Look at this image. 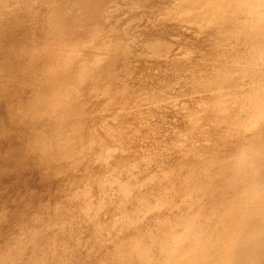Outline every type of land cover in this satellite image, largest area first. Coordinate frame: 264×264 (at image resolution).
I'll return each mask as SVG.
<instances>
[{
	"label": "rangeland",
	"instance_id": "374dc122",
	"mask_svg": "<svg viewBox=\"0 0 264 264\" xmlns=\"http://www.w3.org/2000/svg\"><path fill=\"white\" fill-rule=\"evenodd\" d=\"M15 1L16 3H14ZM49 1L47 2V0H35L36 4L33 3L32 7L29 8V5H31L30 3L34 2L33 0L31 1L30 0H0V5L2 4L0 6V8H2L0 9V24H2L0 25L1 27L0 36H2L3 39H5L2 40V38H0L1 41L0 66L1 64L3 66L0 67L1 68L0 69V75H1L0 76V89H1L0 148L1 147L6 148L13 144L14 139H10L11 138L10 135L14 136V133L17 131L16 128H18V131H20V133L24 135L23 138L26 139L24 140L22 138L24 143L29 141L28 143L31 144H33L31 133L36 128L40 129L45 126L44 129L45 128L47 129L45 130L46 132H49L48 129L50 128L52 130L50 131L51 133L54 131L53 133L55 134L56 132L58 136H56V134L55 136L57 138L61 137L59 136L60 133H61L60 135H62L63 133L66 134V136L62 135V139L60 138L62 141H60V139L56 140L53 134L52 135L53 137L49 139L48 144L47 142L43 143L44 144L43 147L42 144H40L39 146L37 144V147L34 146L30 148V150L27 153L26 151L21 153L17 152L18 154H21V156H19L16 152H15L16 154L8 152L6 153L7 155H5V153L2 152L3 153L2 155L0 151V156L1 155L4 156L0 158L1 160L0 168L2 169L1 170L2 172L0 171V264H24V263L44 264L46 258L48 260L50 259L51 256L54 257L50 259V261H46V264H94L93 263L94 257H98V256L102 257V261L100 260L98 264H107V263L127 264L130 262L132 258L144 257L146 256V253L154 255L157 254V252L159 251H163L165 254H168V256H170V258L168 257V260L175 255L170 260V263H168L169 262L168 260H166L168 262H166L165 260L164 261L161 260L163 263L165 262L164 264L173 263L174 262L172 261L173 259L177 261L178 259L180 260V258L184 259V257L181 256L186 257V255L189 257V258L188 257L185 258V260H187V263L185 260L184 262H181L183 260H180L179 262L175 261V263L173 264H180V263L198 264L199 263L198 257L202 259L201 257L203 255L205 256V254H209L208 252H211L212 250H213L211 254L212 256H210L209 261L211 260L210 262L214 261L215 263L217 262L219 263L220 259L217 258L218 256L217 257L214 256L215 252L219 251L220 249L223 250V248L225 246H228V244L230 245L232 241L233 243H238L239 241L241 242L242 239H244V237L248 233H251V231L246 230V229L249 230L248 227L246 228V223H247L246 219L242 218L239 214L237 215V212H234V210L232 211L235 213V216L232 219H227L229 218L228 215H224L223 217L218 219H213L211 216L201 215L203 202L201 199H198L199 197H197L196 199L190 198L186 200L184 203H182V199H183L182 196L187 193L184 192L185 185H190L193 190L197 189V187L194 185H203L201 182L198 181L199 175H190V173H188L187 171L189 169L197 170V172L202 173L201 174L202 178L203 176H207V174L205 175L206 168L220 165L224 167V172L230 171V169L233 166V163H235L234 160H236V159L233 160L232 158L237 156L242 151L244 152V150L247 148L245 143L246 140L241 139L237 143L234 144L232 143L229 145L227 144V140L231 139L233 141L232 137H234L236 133L231 131L229 133L226 132L225 134H217L216 131L218 130V128H215L212 122L210 121H209L210 123H207L206 119L200 116V112L193 114L188 113L189 109L200 110V107L197 106L198 105L200 106V104L203 101V98L201 97L199 92L198 94H196L197 93L196 91L187 92L190 85L188 86L186 79L190 76L189 75L190 71L192 72L202 68L205 69L206 67H209L207 69H212L215 71H226L224 69L230 68L232 69L233 72H236L233 73L230 78V79L233 78V81L235 79L237 85L234 84V90L236 91L251 86L253 81V76L260 71H262L261 74L263 75V79H264V65L259 63L257 60H255L256 62L252 61V63L248 62L251 65L250 66L247 62H243V61L227 62L221 60H214L215 61L214 62L211 60L210 62V59L205 58L206 55L204 56V54H201L200 56L197 55L196 57H192V56L189 57L188 55L187 57L185 56V52L188 51V48L186 47H190L189 45H185V44L186 43L192 44L194 42V39H189L188 37H185L186 35L192 33L194 37H196V39L200 42V44L202 42V45H206V40H208L207 42H209L212 38V35L214 36V33H212V35L211 33H209V35L208 33H206L203 34V36H201V32H199V30L202 28L201 26H204V24L207 23L208 18L214 17L215 19L216 18L222 19V17H224L219 14L220 8L218 7H221V5H217V2L215 3V0H161V1L160 0L157 1L156 0L153 1L152 0H104V1L98 0L100 4L98 3V1L96 2V0H89V2L88 0H73L74 2L73 1L71 2L69 0H64V2L63 0L62 1L57 0L56 3H55L56 0L55 1L49 0ZM65 1H67L68 3H65ZM140 1H142L143 3L142 2L138 3ZM154 1H156V4ZM216 1L222 2L223 0H216ZM106 2L108 4H106ZM96 3L101 8L97 6L98 11L93 16V19L96 15L99 14L100 15L97 16L98 17L97 19L95 17L96 20L94 21L98 22L101 19V21H99L101 24L103 23L107 25L110 24L109 27L111 26L108 29L105 27L106 25H104V27L103 25H101L102 28H104L103 31L105 30L103 33H102V28L100 31H97L98 30L97 25L99 26V22L98 24L97 23L92 24V22L94 21L92 19L87 18L88 16L90 18L91 13H94L95 10L97 9ZM101 3H103L104 5H102ZM92 4L93 5L95 4L94 7ZM105 4L107 5V7L105 6ZM260 4L261 7H264V2H261ZM6 5H8V7ZM88 6L90 8L92 7L93 9V10L91 9V13L89 10L90 8L88 9ZM215 6L217 9L214 8ZM157 7L159 8L157 9ZM161 7L163 9H161ZM238 8H239L238 6L237 8L236 7L233 8L234 12L233 11L228 12V16L232 21V24L234 22H238L236 23L237 25H235V23L233 24L235 26L234 30L236 31V35H238L240 38L244 40L245 44H247V47H250L255 42V38L252 37L254 35L250 31V29L247 30L246 28L247 31L245 30V27L243 26L245 25V23L243 22L244 20L243 18H245L246 14L242 12L241 7L239 11ZM88 10H89L88 16L83 15L84 13H86V11L88 12ZM200 10H203V12L202 11L200 12ZM78 13L80 14L81 18L83 16L86 17V18L83 17L82 19H86L87 21L90 20L91 25L92 26L94 25L96 27V32H94L95 30H92L94 33L98 32L100 34L97 33L98 35L94 37V34L92 32L90 36H93L94 38L93 37H91L92 39L88 38L90 37L88 36L89 33L88 30L90 28L95 29V27L94 26L91 27L90 25L89 28V25L87 24L88 22L86 23L85 22L86 20L84 21L81 20L80 17H78L79 16ZM210 13L212 14L210 15ZM198 14L201 15V17H199ZM203 14L206 15L204 16ZM133 15H135V17ZM194 16H196L195 19L193 18ZM65 17L67 19H65ZM77 17L79 18V22L81 20L87 24L88 27L85 24V28H88V30L86 29L85 31V28L84 29L82 28L84 23L80 22L82 23L80 24L79 22L78 23L76 22L78 21ZM70 18L76 23H74ZM224 18L226 19V17ZM224 18L222 20H225ZM39 19H42L43 21ZM26 21L28 23V26L31 23L29 26L30 28L25 27L27 26ZM70 21H72L73 24H71ZM241 21L243 25L241 23L239 24V22ZM45 22L47 23L50 22V24H47ZM171 23H173V25H178V30L177 32H173V31L167 32V34H169V37H167L165 41L168 44L172 42L173 44H175L181 40L182 42L185 43L184 46H180L182 47L181 49L185 48L187 49V51L184 49L183 51L184 53H182V50L180 52V48L179 49L177 48V50L172 52L174 54L172 53L164 54V55L162 54L164 58H160L162 57L160 53L153 54L150 51H149L150 53L146 51L145 47L147 44L144 42H146L147 39L146 36L143 35L148 33V30L149 31H154L156 29L160 30L161 28L163 27L165 28ZM23 24H25V26H23V29L25 27L26 32L24 31L25 29L23 30L21 27L18 28ZM68 24H70L71 26H68ZM112 24L114 25V27H112ZM46 25H48L47 28ZM63 25L66 27H63ZM73 25H75L74 28L78 26L80 29L79 28L76 29H78L79 31L82 28L83 33H85V35L89 40L86 39L85 35H84L85 37H83V34H81L80 32H77L76 34L78 35L75 34L76 36H74L73 35L74 32L70 31L72 34L71 35L68 30L72 28ZM31 26L33 27L31 28ZM59 26H62L63 28ZM10 27L11 29H14L12 30L13 33H11ZM5 28L7 29L5 30ZM35 28L37 31V32L35 31L36 35H33L34 37H31L32 36L31 34H34ZM59 28H62L61 29L62 32L57 31V29ZM64 28L66 29V32ZM17 29H22V30H17ZM15 30L18 32H16ZM30 30L32 33L30 32ZM51 30L52 31L54 30V33ZM49 31H51L52 33ZM194 31L196 32L194 33ZM235 31H232L233 37L236 36ZM40 32L41 34L43 33L44 36L42 34L41 37ZM180 32H182L183 34ZM198 32L200 35L198 34ZM10 33H11V37L8 36L10 35ZM65 33L70 34V35L67 34V36H69L68 41H66L67 43L65 42V38L67 39ZM79 33L81 34L80 37L82 36L81 38L83 39L78 37ZM46 34H49V36L48 35L46 36ZM56 34H58V38H62L61 40H59L61 45L59 42H58L59 44L56 43L57 42L56 40H58ZM61 34L62 35L65 34V37L63 36L60 37ZM141 35L142 37H140ZM7 36L10 38H8ZM37 36L40 37L38 38ZM51 36L53 38H50ZM75 37H77L79 41H76L77 39H75ZM33 38H35L34 42H32ZM36 38L39 41L38 40L36 41ZM69 38L75 41L74 42L72 41L73 42L72 43L70 42L71 40ZM141 38L143 39L139 41ZM22 39L24 40L22 41ZM51 39L54 40L51 41ZM144 39L145 41H143ZM202 39L204 40V43ZM28 40L32 42L33 45H31L30 42L28 43L27 42ZM48 40L50 42L49 43L50 45L48 44ZM24 41L27 42L28 44L27 43L25 44ZM53 41H54V45H53ZM62 41H64V43L67 46H64L63 44V48L60 47L62 46L63 43ZM119 41H121V44ZM135 41L137 44L135 43ZM137 41H139V44ZM68 42L71 45H69ZM75 42L76 44L79 42V47H77L78 46L77 44V46L74 48ZM124 42L126 45L124 44ZM117 43H119L120 45L117 46L116 45ZM15 44L17 45L19 44V46L16 45L14 47ZM51 44H52V48L54 49L53 52L56 51L53 54L56 55L57 53V55L56 56L54 55V57L51 54L52 53ZM80 44L82 45L81 47ZM122 45L127 47L123 48ZM130 45L134 46V48H132ZM6 46H9L10 49ZM25 46L28 49L25 48ZM29 46L30 47L33 46V47L29 49ZM68 46L71 49L67 48V50H65L66 47ZM104 46L106 50L103 49ZM108 46H110V48L115 47L114 50L116 51V53H118L117 57L116 54H114L115 52L113 51V49L110 48L107 49ZM12 47L16 48L18 51L17 50L15 51V49H13ZM128 47L130 51L129 49H127L128 51L124 52ZM173 47H175V45H173ZM120 48L122 49L120 51L118 50L120 52L119 54V52H117V49ZM48 49H50V51H47ZM57 50H61L59 51V53L62 51L63 52L59 54ZM101 50H105V51L102 52ZM109 50L113 52L111 57L110 55H108V53L109 54L112 53ZM248 50L250 51L253 49L248 48ZM25 51L26 53H24ZM36 51H38V53H36ZM66 51L67 53H65ZM71 51L72 52L75 51L73 53L75 54L78 53L79 56L75 54L73 55ZM141 51L143 52L144 55L142 54ZM177 51L178 54L181 53L182 55L179 56L178 54H176ZM20 52L21 55H18L20 56V58L18 56L15 57V55H17V53L19 54ZM98 52L99 54H97ZM104 52L107 54H105ZM121 52L123 53L122 55ZM63 53L69 55V56H65L66 59L71 58L69 60L67 59L68 61L74 60V62L71 61V63L75 65L73 66L74 68L76 67L79 68V69L77 68L78 69L76 71L77 73L80 72L79 70H82L81 72L83 73L80 72L79 74L80 75L84 74L82 75L83 78H81L79 74L78 77L81 79L85 78L83 81L88 80L87 82H85V84L88 85L89 83L88 86L90 87L86 86L81 79H80L81 81H79L80 85H77V87H75V85L78 83L79 80L78 79L76 81L77 83L73 81L78 78L76 77L77 73L74 71L75 69L71 66V63H69L68 61L66 62V59H63L64 56H61V55H65ZM102 53L104 55H102ZM46 54L47 55L49 54L48 57L50 56L51 59L47 58V56L45 57ZM58 54L60 56H58ZM90 54H94L95 56L96 55L97 56L95 57L92 55V57H88L91 56ZM151 54L159 57H155V56L152 57L153 55ZM72 55L77 58L74 59ZM80 55H82L81 56L82 58L88 57L87 59L90 62L86 63V59L84 61V58L81 61ZM260 55L262 54L260 53ZM51 56L55 59L57 58L55 60L56 62ZM139 56L141 58L144 56L143 59L147 57L146 58L147 61H144L143 59L141 60ZM148 56H151L154 60H157L158 58V60L157 61L151 60V57L148 58ZM59 57H61L60 60H65L61 62L62 64L61 66L64 65L63 68L60 67V63L57 62L59 61ZM97 57L99 60L102 58L103 62L102 60H100L101 62L97 60ZM104 57L106 58V60L104 59ZM136 57H139L140 60L139 59L137 60ZM15 58L16 61L19 60V62H16ZM43 58L44 61L47 62V64L44 61H41V59ZM89 58H92V60ZM135 58L137 61L135 60ZM46 59H49L50 61ZM94 59L96 60L94 61L96 65L94 64V62H92ZM175 59L178 63H176V61L175 62L173 61ZM178 60L183 62L181 63L183 64V66H185V68L187 67L184 70L185 72H182L181 70H177L174 72L173 69H171V66H169L171 64L182 65ZM13 61L15 62L16 66L14 65ZM36 61L41 63L44 62L45 63L44 65L48 66L46 67L47 71H50L51 69H56L55 65L58 64L57 66L62 69L63 73H61L62 71L58 72V70H60V68L58 67L56 72L59 74V76L61 73V75H63L64 77L63 76L59 77L58 75L56 76L57 73L56 72L54 73V70L53 72L50 71L52 73H50L49 76V74H47L49 72H46V69L42 68L44 65L40 67L41 65L39 64L41 63L36 64L37 63ZM140 61H143L144 63L142 64V62ZM20 62L21 63L24 62L22 64V67L24 65V69L21 67ZM78 62L80 63L79 65L82 66H76L78 65ZM82 62H85L86 64L84 65L86 66H84ZM137 62L138 63L140 62L139 64L140 67L138 66ZM185 62L187 65L184 64ZM90 63H92V65L94 64L95 67L94 70L95 73H97L96 74L97 77L95 76V73L92 70L93 68L92 66H90L91 65ZM133 63H134V67H133ZM35 64L38 65V67ZM130 64L132 66H130ZM230 64L233 65L231 66ZM26 65L28 66L30 65L31 67L29 66L30 68H28V66ZM87 65L92 69L88 68ZM14 66L15 69L17 70L18 69L20 70V67L22 68L21 70L24 71L26 70V68L30 72L31 70H33L34 74L38 73V71H39L38 74H40V72L43 71L42 73L44 75L42 76V73L40 74L43 80L37 78L38 76L41 77L40 75L36 74L37 75L36 78L35 75L33 74L31 75L34 76L35 80L37 79L42 80L43 83L47 82L48 84V82L50 83L53 82L52 87H54L55 83H57L56 86H59L57 81H59L60 83L59 79L61 77L62 79L64 78L65 80V81L62 80L63 82H65L64 84L67 83V85L70 86H68L69 88L66 89L62 82L60 83L63 84L61 88L55 86L54 88L56 89H54L55 91H53V93H56V91L59 92V90L62 89V91H60L62 95H60L61 93L59 92L58 95L56 96L57 93L53 95L51 94L52 91H50L51 93H49V90H51L50 86L41 83L43 84L42 85L43 88L40 87V89L42 88L44 91H46L45 93L42 91L43 92L42 96L43 94L44 96H46L47 94L48 95L51 94L52 96L55 97L53 98L50 95V97L54 99L56 104L53 101V99H51L52 102L48 101L50 99L48 98L49 97L48 95L46 97H42L45 101L48 99L46 103L43 99H40L41 92H38V90H40L39 86L41 84L37 85L39 81L37 80L36 82L38 83H36L34 78L29 75L30 73H28L29 71L27 72V70L25 72L23 71L22 75L26 77L28 74L27 76L28 78L24 77V79H22L23 77L21 78L22 75L20 71H19L20 73H18V71L14 69L16 71L15 74V72L12 70ZM50 66L52 67L50 68ZM65 67L67 68V70ZM115 67H117L116 70ZM9 68L14 72L15 74V76L13 74L14 77H16L17 73H18L17 76L21 75L20 77L16 78L18 80L19 78H21L19 81L13 80L14 78L12 76L13 72L11 73V70ZM242 68L244 70H242ZM248 68L250 70H248ZM36 69L39 70H37V72L35 73ZM83 69L84 71L87 69V71H85L87 74L91 73L92 76H95L93 80L92 76L90 77V75H87L89 76L88 78L91 79V81H93L91 83L93 84L95 80H96L95 82L100 81L99 84H102L103 89H101V85L99 87L98 84L96 85L94 84L93 86L90 85L91 83L89 82V79L86 77V74L83 71ZM88 69L90 72L88 71ZM119 69H121L120 70L121 72L119 71ZM123 69L124 71H122ZM131 69H133L132 71H135L132 72L134 74L131 73ZM137 69L139 70V72L136 71ZM108 70L112 71V73L110 72V75L109 74L107 75V72L109 73ZM8 71L11 74H9ZM65 72L67 74L68 73H75V74H68L71 75L70 77L66 75ZM118 72L119 73L124 72V73L120 74L119 76ZM207 72H209V70ZM53 73H54V77H53ZM98 73L99 74L101 73L100 74L101 76ZM128 73L134 77L130 76ZM112 74H114V76ZM115 74H117L118 76ZM8 75H11L12 77ZM98 75L100 79L98 78ZM51 76L57 81L55 82V80H53ZM112 76L116 77L114 78L115 81L113 80ZM123 76H125L126 78L125 77L122 78ZM140 76H142V80L139 79L141 78ZM8 77L10 79L12 78V80H9ZM49 77L52 82L47 81L49 80ZM117 77H119L120 79H117ZM138 79L139 81H141V83L138 81ZM21 80H23L24 82L23 81L20 82ZM28 80H33L36 84L33 83V81H30V83L37 85L38 90L35 89V85L30 84ZM112 80L114 81V83L118 80L116 82V85L118 86L113 84ZM13 81H14L13 84L14 88H17V86L20 87V89L19 87L17 88L16 92L14 88L10 89V86L13 87L12 84L11 85L8 84V83H12ZM135 81H138L139 85L141 86L138 85V82L136 84ZM81 82L84 84L82 88H84L85 86V88H89V89L82 91L83 89L81 90V86H82ZM126 82L127 84L128 82L129 84L133 82V84L128 86ZM22 83L23 84L26 83L27 87H29L32 91L31 90L29 91V88L26 89L25 88L26 84L23 85ZM28 84L34 86L33 87L34 90ZM202 84L203 82L201 81V85ZM257 85H258L257 94L259 98H261L264 102V80H261L260 84L258 83ZM47 86L48 88L50 87L49 90H45L48 89L46 88ZM78 87H80V90L82 92H86V93L88 92L87 95L85 93L81 94L80 93L81 91L78 89ZM117 87H121V88L118 89ZM125 87L127 89L126 93H125L126 91ZM6 88L9 89L10 91L6 90ZM24 88H25L24 94L22 93L24 95V98L22 97L23 100L25 99V96L28 94L27 101L31 100L32 102H34L37 99L44 101L45 105L42 102L44 107L40 106L41 101L38 102L37 100L36 102L33 103L36 106L39 105V109H37L35 106L34 108L36 110L32 109L35 112L37 111L38 114L35 113L30 114L29 108L31 109V106H33L31 101H29L31 104L26 101L27 105L23 101L25 103V105L23 106L21 103L22 101H19L22 100L21 94H19L21 92L19 90L23 91ZM122 88H124V91ZM13 89L14 91H11ZM63 89H66V91ZM69 89H71V91L68 92ZM74 90L79 94H75ZM26 91L27 93H25ZM63 91L65 93H63ZM10 92L11 94L12 92L16 93V95L18 94L17 96L20 95L18 99L17 96H15V94H12L11 96L14 99L16 97L17 100L16 99L13 100L12 98L11 99L15 102V104L16 101L20 102L21 104L19 103V105L21 106L15 104L13 105L8 104L10 103L9 101L11 97ZM30 92L31 93L34 92L37 94L40 93L38 95L40 97L39 98L35 97L37 96V94H33L31 96ZM70 92L72 93L74 92V94L71 95ZM90 93L91 95H89ZM210 93H211L210 91H206V93H204V90L201 91L202 95L205 94L204 95L205 98L209 97ZM67 94L69 96H67ZM63 95L66 97L61 98L60 96ZM28 96L32 97V99L29 98ZM231 96L235 101H240L242 99L241 94L239 92L231 94ZM34 98L35 100H33ZM58 98L59 99L61 98L62 105L61 103L59 104L58 101L60 100ZM12 100L11 102H13ZM28 103L30 106L28 105ZM46 104L47 107H45ZM78 104L81 105L82 109ZM6 105L11 107H14L15 105L14 112L16 114L12 110L11 113L13 112L16 116L15 115L13 116L9 112L11 108L8 109L9 108L8 106H7L8 108L6 109L4 108L5 112H3L4 109H1V106H6ZM25 107L29 112L26 110ZM76 107L80 110V112L82 110L85 111L81 113L79 112L81 115H84L85 117L84 116L82 117L79 113H76V111L78 112V109ZM188 107H192V108H188ZM66 108L67 109L70 108L73 110L74 117H76V114H79L77 115L78 117L81 116L82 118H84L85 123L82 118H79L83 123L80 131H82L84 135L86 134L85 136L87 139L84 138L85 136H83V134L79 131L78 128L81 126L80 124L82 123H79L80 120L78 121L77 119L75 121L77 124V125L75 124L76 126L75 129L77 128L78 130L76 129L74 131L73 130L74 128L70 129L72 127L69 128L68 126L64 128L68 130L60 129L61 131H59L58 126L60 125L58 124L61 122L60 124L62 125L63 120L66 121L67 123L69 121L73 124L75 123L72 122L74 118L72 116L71 110L69 109V112L72 117L68 115L69 112L68 111L66 112L67 110ZM24 109L29 114H26V112L24 114L25 111ZM63 109H65V111H62ZM240 109L248 110L249 112L248 117H250L249 121H252L251 125L249 126L259 127L260 129H256V130H260L257 133H260L261 139H264V104L261 103V106H259L257 104H253L252 102H245L244 100V104L241 105ZM91 111H93L92 114ZM1 112H3V115L1 114ZM63 112H66L64 114H67L66 116L64 115L66 117V118L64 117V119H63ZM10 114L12 116H9ZM33 114H35L36 116ZM86 114H87V119H86ZM22 115L27 116V118L25 117L26 119L25 121L24 118L22 120L23 117ZM67 117L68 119L72 118V120L69 121L65 120L67 119ZM21 123L23 124L20 125ZM56 124L58 125L57 127L55 126ZM211 125H212V129H211ZM54 127L59 132H57L54 129ZM213 127L214 129H217L216 131L214 130L215 134H211L213 132L210 131V129L213 130ZM70 131L71 134L75 132L74 135L76 136L74 135L72 136L76 137L77 139L75 140L76 141L79 140L80 144H78V141L75 142L74 138L73 139L71 138L72 139L71 141L70 137L72 136H70L69 135L70 133H68ZM208 131H210V133ZM66 132L69 135V139L67 137L68 135ZM210 135L212 136V138ZM215 135L219 136V139L220 141H222V143L214 144V142L216 141L215 140L216 137H214ZM80 136L83 137H81L80 139ZM261 139H259L258 145L263 144L260 141ZM66 140H69V143ZM82 141H84L85 144L84 142L82 143ZM45 143L47 145L51 144V146H49L48 148L47 145H45ZM37 148L39 149L38 151L36 150ZM253 149L254 147L247 148V150L252 153H253ZM31 150L32 151L35 150V151L33 153H30ZM51 150L53 151L56 150L55 152H57V153L55 152L53 153L55 154L53 156L54 158L51 156ZM12 154L16 156L10 157L9 155L12 156ZM11 164L13 166L12 169L10 168ZM16 164L17 166L15 167ZM7 166L9 168V169L7 168L8 171H6L5 169V167ZM3 170H5V172ZM13 170H15V172H12ZM10 173H12L13 175ZM27 180H31V181L27 182ZM84 184L86 187L84 186ZM213 189H214L213 186L210 187V190ZM175 217H182V219L184 220L187 219L189 220L192 219V220L186 221L188 222L186 225H177L176 227H174L173 229H181L180 232L176 234L174 233L164 236L163 239L164 240L170 239L169 242L163 246H157L161 244L160 241L157 240V237L159 235L155 234L152 231V229L160 222L171 221L172 219H175ZM256 218H259L258 213L252 214L248 220L254 221V219ZM238 225H240V227H238ZM242 232L243 233L248 232V233L243 237L241 235ZM52 234L55 235V238L53 237V239H52L53 236ZM49 235H52L50 236V238L54 241L53 242L54 244L49 243L51 241ZM196 235H198L199 237L197 240L195 239V237H197ZM221 235L222 237L226 235L227 237L224 236V238L226 239L227 238L230 239L231 237L232 238L230 239V242L225 239L224 241H226V243L223 244L224 238L220 240L222 238ZM189 236L191 237L195 236L193 238V240L195 239L194 242L192 241L191 237L189 240L186 241V243L187 242L190 243V245L188 243L186 244L187 246L189 245V247L183 245L179 247L176 252L175 250L177 248L175 250L173 249L174 252H172L171 254L168 253V251L169 252L173 251L172 250L173 244L174 241L177 240V238L179 237L185 238ZM200 239H201V243L204 244H199L200 242L198 240ZM191 242H193L194 246L196 244L197 245L199 244L202 248L201 247L198 248L195 246L196 247L195 249L194 246H192ZM145 243L147 244V246H149V249H146ZM210 243L212 244V246ZM50 244L55 245L53 246L54 249L51 248L54 250V252L55 251H59V252L57 253L55 252L56 256L54 252L51 253V256H49L50 254L48 253L49 255L46 254V258L44 257L45 260L40 258L39 261L38 260L39 257H35L36 256L35 253L39 251L37 249L43 248L47 250L48 248H50L49 246ZM205 244L207 246H204ZM215 244H217V246ZM35 245L38 248H36ZM191 246L194 248L193 250ZM184 247L185 250H182L181 248ZM51 249L48 250L51 251ZM187 249L189 251H186ZM200 249H202L203 251H201ZM43 251L47 252L45 250ZM193 251L197 252V253L195 252L196 255L195 253L194 254L192 253ZM183 252L184 254L185 253L188 254L180 255V253ZM189 253L192 254V256H190ZM200 253L203 255H201ZM178 255L180 256L179 258ZM193 255L195 258L193 257ZM29 261L34 263H31ZM189 261L191 263H189ZM159 262H151V263L160 264Z\"/></svg>",
	"mask_w": 264,
	"mask_h": 264
},
{
	"label": "bare ground",
	"instance_id": "6f19581e",
	"mask_svg": "<svg viewBox=\"0 0 264 264\" xmlns=\"http://www.w3.org/2000/svg\"><path fill=\"white\" fill-rule=\"evenodd\" d=\"M31 1V0H30ZM34 2H32V3H30L31 5H29V8H31L32 7V5H33V3H35V0H33ZM49 0H47V2H48ZM55 1V0H54ZM60 1V0H59ZM62 1V0H61ZM69 1H73V0H69ZM98 0H96V2H97ZM102 1H104V0H102ZM153 1V0H152ZM157 1V0H156ZM156 1H154L155 2V4H156ZM161 1V0H160ZM20 2V1H19ZM46 2V3H47ZM50 2V1H49ZM57 2V0L55 1V3ZM63 2H64V0H63ZM74 2V1H73ZM88 2H89V0H88ZM142 1H140V2H138V3H141ZM217 2V5H221V7H218V8H220L219 10H220V15H222V16H224V17H226V19L224 18V17H222V19L224 18L225 20H222L221 18H219V19H215L214 17H211V18H208V20H207V23L206 24H204V26H201L202 28L199 30V32H201V36H203V34H206V33H208V35H209V33H211V35H212V33H214V36L212 35V38H211V40L209 41V42H207L208 40H206V45H202V42H201V44H200V42L196 39V37H194V35L192 34V33H189L188 35H186L185 37H188L189 39H194V42L192 43V44H188V43H184V42H182L181 40L179 41V42H177V43H175V44H173V42L172 43H170V44H168L166 41H165V39L167 38V37H169V34H167V32H170V31H173V32H177V30H178V25H173V23H171L170 25H168V26H166L165 28L163 27V28H161L160 30L159 29H156V30H154V31H149L148 29V33H146V34H144L143 36H146V39H147V41L146 42H144V43H146L147 45H146V47H145V49H146V51H150V52H152L153 54L154 53H160V55L162 56V54L164 55V54H169V53H172L173 51H175V50H177V48L179 49L180 48V52H181V50H182V53H184L183 51H184V49H181L182 47H180V46H184V44L185 45H189L190 47H186V48H188V51H187V49H185L187 52H185V56L187 57V55L190 57V56H192V57H196L197 55H201V54H204V56L206 55V57L205 58H209L210 59V62H211V60L212 61H214V60H221V61H243V62H251L252 63V61H255V60H257L259 63H261V64H263L264 65V7H261V2H264V0H223L222 2L220 1H216L215 0V3ZM14 3H16V1L14 2ZM28 3V2H27ZM40 3V2H39ZM43 3V2H42ZM51 3V2H50ZM49 3V4H50ZM54 3V2H53ZM52 3V4H53ZM65 3H68L67 1H65ZM94 3V2H93ZM98 3L100 4V2L98 1ZM143 3V2H142ZM36 4V3H35ZM60 4V3H59ZM73 4V3H72ZM85 4V3H84ZM102 5H104L103 3H101ZM106 4H108L107 2H106ZM105 4V6L107 7V5ZM239 4V5H238ZM2 5V4H1ZM0 5V6H1ZM4 5V4H3ZM19 5V4H18ZM58 5V4H57ZM71 5V4H70ZM89 5V4H88ZM93 5V4H92ZM95 5V4H94ZM94 5H93V7H94ZM159 5V4H158ZM157 5V6H158ZM164 5V4H163ZM7 7H8V5H6ZM54 6H55V4H54ZM79 6V5H78ZM97 6L98 7H100L99 5H97V3H96V8H97ZM105 6H103V7H105ZM139 6V5H138ZM143 6V5H142ZM156 6V5H155ZM161 6V5H160ZM237 6L239 7L238 8V11H239V9H240V7H241V10H242V12L243 13H245L246 14V16H245V18H243L244 20H243V22L245 23V25H243L242 24V21L241 22H239V24L241 23L244 27H245V30H246V28H247V30H249L250 29V31L252 32V34L254 35V36H252V37H254L255 38V42L250 46V47H247V44H245V42H244V40L242 39V38H240L238 35H236V31L234 30V28H235V26L233 25L234 23H235V25H237L236 23H238V22H234L233 24H232V21L230 20V18H229V16H228V12H231V11H233V8H237ZM5 7V6H4ZM9 7H10V5H9ZM18 7V6H17ZM59 7V6H58ZM57 7V8H58ZM75 7H77V6H75ZM74 7V8H75ZM141 7V6H140ZM14 8V7H13ZM55 8V7H54ZM56 8V9H57ZM90 7L88 6V9H89ZM101 8V7H100ZM159 7H157V9H158ZM193 8V7H192ZM212 8V7H211ZM214 8H216V6L214 7ZM0 9H2V8H0ZM52 9V8H51ZM55 9V10H56ZM91 9H92V7L89 9L90 10V13H91ZM156 9V8H155ZM156 9V10H157ZM161 9H163L162 7H161ZM166 9V8H165ZM202 9V8H201ZM208 9V8H207ZM217 9V8H216ZM53 10V9H52ZM52 10H51V12H52ZM89 10H88V12L86 11V13H84L83 15H87L88 16V13H89ZM93 10V9H92ZM95 10V9H94ZM237 10V9H236ZM29 11V10H28ZM50 11V10H49ZM58 11V10H57ZM98 11V8L95 10V12L94 13H91V15H90V18H89V16L87 17L88 19H92L93 21L94 20H96L98 17L97 16H99L100 14V12L98 13L99 15H96L95 17H96V19H95V17H94V19H93V16L95 15V13ZM203 12V10H200V12ZM51 12H50V15H51ZM78 12V11H77ZM234 12V11H233ZM237 12V11H236ZM48 13V12H47ZM80 13V12H79ZM78 13V14H79ZM197 13V12H196ZM195 13V14H196ZM213 13V12H212ZM212 13H210V15L212 14ZM43 14V13H42ZM45 14V13H44ZM73 14V13H72ZM77 14V13H76ZM134 14V13H133ZM194 14V15H195ZM200 14V13H199ZM198 14V15H199ZM206 14H208V13H206ZM205 14V15H206ZM236 14V13H235ZM46 15H48V14H46ZM53 15H54V13H53ZM82 15V16H83ZM204 15V14H203ZM202 15V16H203ZM204 15V16H205ZM230 15V14H229ZM232 15H233V13H232ZM39 16V15H38ZM59 16V15H58ZM67 16V15H66ZM69 16V15H68ZM134 17H135V15H133ZM133 16H131V17H133ZM40 17H41V15H40ZM42 17H44V16H42ZM53 17V16H52ZM70 17V16H69ZM78 17H80V14H79V16ZM77 17V20L78 21H76L77 23L79 22V18ZM84 17V16H83ZM82 17V18H83ZM195 17L196 16H194L193 18L195 19ZM198 17V16H197ZM199 17H201V15H199ZM73 18V17H72ZM81 17H80V19L81 20H86V19H82ZM84 18H86V17H84ZM19 19V18H18ZM52 19H54V18H52ZM65 19H67L66 17H65ZM71 19V18H70ZM204 19V18H203ZM221 19V20H220ZM39 20H42V19H39ZM72 20V19H71ZM80 20V22H82V23H84L83 21H81ZM174 20V19H173ZM36 21V20H35ZM43 21V20H42ZM52 21V20H51ZM73 21V20H72ZM72 21H70L71 22V24H73L72 23ZM99 21H101V19L99 20ZM98 21V22H99ZM197 21V20H196ZM240 21V20H239ZM15 22H17V21H15ZM53 22V21H52ZM60 22V21H59ZM63 22V21H62ZM61 22V23H62ZM74 23H76L75 21H73ZM79 22V23H80ZM88 25H89V28H90V25H91V22H90V20H86L85 21ZM98 22L97 21H94V22H92V24H95V23H97L98 24ZM177 22V21H176ZM2 23V22H1ZM5 23V22H4ZM3 23V24H4ZM34 23V22H33ZM33 23H32V25H33ZM40 23V22H39ZM45 23H47V22H45ZM54 23V22H53ZM68 23V22H67ZM82 23H80V24H82ZM86 23H84V25H83V29L85 28V24ZM20 24V23H19ZM31 24V23H30ZM30 24H29V26H30ZM47 24H50V22L49 23H47ZM64 24V23H63ZM79 24V25H80ZM87 24H86V26H87ZM96 24V25H97ZM155 24V23H154ZM0 25H2V24H0ZM26 25L27 26H25V24H23V25H21V26H19L18 28H22L23 29V26H25L26 28L28 27V28H30L29 26H28V23H27V21H26ZM43 25V24H42ZM65 25V24H64ZM63 25V27H66V26H64ZM76 25H78V24H76ZM101 25H103V27H104V25H106L105 27L106 28H110L109 27V25H107V24H101L100 22H99V26L97 25V31H100L101 30V28H102V26ZM187 25V24H186ZM202 25V24H201ZM37 26H38V23H37ZM41 26V25H40ZM47 26L48 25H46V28H47ZM68 26H71L70 24H68ZM74 26L75 25H73L72 26V28H74ZM94 26V25H93ZM92 25H91V27H93ZM101 26V27H100ZM108 26V27H107ZM25 27H24V29H25ZM33 26H31V28H32ZM44 27V26H43ZM59 27H62V26H59ZM62 27V28H63ZM88 27V26H87ZM95 27V26H94ZM100 27V28H99ZM112 27H114V25L112 24ZM121 27V26H120ZM154 27H155V25H154ZM187 27V26H186ZM242 27V26H241ZM1 28V27H0ZM14 28V27H13ZM51 28V27H50ZM57 28V27H56ZM62 28H59L60 30L62 29ZM72 28H70L68 31L70 32H74V36H76V35H78V34H76L77 32H80L81 34H83V37H85L86 35H85V33H83V31H82V28H81V30L79 31L78 29H76V28H79L78 26H76V28H74V29H76V30H74V29H72ZM122 28V27H121ZM124 28V27H123ZM151 28V27H150ZM157 28V27H156ZM197 28H199V27H197ZM239 28V27H238ZM243 28V27H242ZM4 29V28H3ZM7 28H5V30H6ZM9 29V28H8ZM22 29H17V30H22ZM23 29V30H24ZM38 29V28H37ZM53 29V28H52ZM59 29H57V31L58 32H62V30L60 31ZM65 29V28H64ZM63 29V30H64ZM73 31H72V30ZM80 29V28H79ZM86 29L88 30V28H85V31H86ZM103 29L104 28H102V33L105 31H103ZM131 29V28H130ZM146 29V28H145ZM153 29V28H152ZM10 30H11V33H13L12 32V30H14V29H11V27H10ZM32 30V29H31ZM31 30H30V32H31ZM91 30V31H90ZM92 30H95L94 32H96V27H95V29H89L88 30V32L90 33H88V36H90L91 35V33L93 32ZM112 30V29H111ZM122 30V29H121ZM124 30V29H123ZM144 30V29H143ZM246 30V31H247ZM2 31V30H1ZM16 31V30H15ZM25 32H26V29L24 30ZM35 31H36V28L34 29V34H31L32 36L31 37H34L33 35H36L35 34ZM41 31V30H40ZM52 31V30H51ZM51 31H49V32H51ZM67 31V32H68ZM76 31V32H75ZM125 31H126V29H125ZM145 31V30H144ZM196 31H198V30H196ZM196 31H194V33L196 32ZM232 31H235V35L236 36H238V37H236V36H232ZM7 32V31H6ZM8 32H10V31H8ZM16 32H18V31H16ZM37 32V31H36ZM39 32V31H38ZM43 32V31H42ZM53 33H54V30L52 31ZM51 32V33H52ZM57 32V33H58ZM65 32H66V29H65ZM71 32H70V34H71ZM93 32V34H94V37L95 36H97L98 34H100V33H94ZM199 32H198V34H199ZM249 32V31H248ZM5 33V32H4ZM11 33H10V35H8V36H10L11 37ZM32 33V32H31ZM46 33H47V31H46ZM79 33V36L78 37H80V34ZM180 33H182V32H180ZM238 33V32H237ZM7 34H9V33H7ZM6 34V35H7ZM43 34V33H42ZM42 34H41V32H40V35H41V37H42ZM66 34V33H65ZM65 34H61V36L60 37H65ZM68 35H70L69 33H67ZM67 34H66V37H67V39L65 38V42L66 41H68V37L69 36H67ZM76 34V35H75ZM92 34V35H93ZM183 34V33H182ZM246 34V33H245ZM3 35V34H2ZM49 36V34H46V36ZM50 35H52V34H50ZM57 36V38H58V34H56ZM60 35V34H59ZM72 35V34H71ZM85 35V36H84ZM174 35V34H173ZM200 35V34H199ZM210 35V36H211ZM7 36V37H8ZM43 36H44V34H43ZM52 36H54V35H52ZM50 37V38H53V37ZM118 36V35H117ZM116 36V37H117ZM120 36V35H119ZM171 36V35H170ZM246 36V35H245ZM6 37V36H5ZM4 37V38H5ZM10 37H8V38H10ZM27 37V36H26ZM38 38L40 37V36H37ZM71 37V36H70ZM82 37V36H81ZM80 37V38H81ZM91 37H93V36H90V37H88V38H90V39H92ZM93 37V38H94ZM140 37H142V35L140 36ZM0 38H2V36H0ZM24 38H25V36H24ZM50 38H49V40H50ZM74 38V37H73ZM87 38V36H86V39H88ZM121 38V37H120ZM202 38V37H201ZM208 38V37H207ZM26 39H28V38H26ZM40 39H43V38H40ZM62 38H58V40H56L57 42L56 43H58L59 42V40H61ZM70 39V38H69ZM75 39H77V37H75ZM81 39H83V38H81ZM122 39V38H121ZM139 39V38H138ZM143 38H141L139 41H141ZM2 40H5V39H3L2 38ZM24 39H22V41H23ZM31 40H32V38H31ZM38 39L36 38V41H37ZM49 40H48V44L50 43L49 42ZM52 40H54V39H51V41ZM71 40V41H70ZM69 41L70 42H72L73 41V39H70ZM89 40V39H88ZM115 40V39H114ZM131 40V39H130ZM203 40V39H202ZM250 40V39H249ZM26 41V40H25ZM24 41V42H25ZM35 41V38H33V41L32 42H34ZM39 41V40H38ZM75 41V40H74ZM73 41V42H74ZM76 41H79L78 39L76 40ZM126 41V40H125ZM128 41V40H127ZM139 41H137L138 42V44H139ZM143 41H145V39L143 40ZM253 41V40H252ZM1 42V41H0ZM24 42H23V44H24ZM28 43L30 42L29 40L27 41ZM27 42H25V44L27 43ZM32 42H30L31 43V45H33V43ZM63 43H62V46H60V47H62L63 48V44H64V46H67L65 43H64V41H62ZM72 42V43H73ZM99 42V41H98ZM113 42V41H112ZM120 42V44H121V41H119ZM129 42V41H128ZM27 43V44H28ZM55 43V44H56ZM60 43V42H59ZM58 43V44H59ZM67 43V42H66ZM88 43V42H87ZM116 43V42H115ZM133 43H134V41H133ZM132 43V44H133ZM135 43H136V41H135ZM203 43H204V40H203ZM14 44V43H13ZM22 44V43H21ZM68 44H69V42H68ZM77 44H78V46H77ZM76 44V42H75V44H74V48L77 46V47H79V42ZM119 43H117L116 45L118 46V45H120ZM124 44H125V42H124ZM130 44V43H129ZM129 44H127V45H129ZM137 44V43H136ZM11 45H12V42H11ZM17 44H15L14 45V47L16 46ZM50 45V44H49ZM53 45H54V41H53ZM60 45H61V43H60ZM69 45H71V44H69ZM126 45V44H125ZM173 45H175V47H173ZM201 45V46H200ZM17 46H19V44L17 45ZM57 46V45H56ZM82 45L80 44V47H81ZM123 46V45H122ZM131 46V45H130ZM136 46V45H135ZM141 46V45H140ZM249 46V45H248ZM6 47H8L9 48V46H6ZM5 47V48H6ZM31 47H33V46H31ZM30 46H29V49L31 48ZM54 47V46H53ZM71 47V46H70ZM112 47V46H111ZM124 47H127V46H123V48ZM132 48H134V46H131ZM130 47V48H131ZM13 48V47H12ZM11 48V49H12ZM18 48V47H17ZM25 48H27L26 46H25ZM51 48H52V44H51ZM62 48H61V50H62ZM67 48H69V46L68 47H66V49L65 50H67ZM110 48V46H108V48L107 49H109ZM116 48H118V47H116ZM138 48V47H137ZM142 48V47H141ZM248 48L249 49H253V50H248ZM10 49V48H9ZM13 49H15V51L17 50L16 48H13ZM23 49H24V47H23ZM28 49V48H27ZM69 49H71V48H69ZM81 49H83V48H81ZM102 49V48H101ZM103 49H105V46H104V48ZM110 49H113V51L115 52L114 54H116V57H117V54L118 53H116V51L114 50L115 49V47L114 48H110ZM122 48H120V49H117V52H119L120 50H121ZM127 49H129V47L128 48H126V50L124 51V52H126V51H128ZM26 50V49H25ZM37 50H38V48H37ZM53 48H52V55H53V57H54V55L55 54H53L54 52H56V51H54L53 52ZM61 50H57L58 51V53H59V51H61ZM100 50V49H99ZM106 50V49H105ZM105 50H101L102 52L103 51H105ZM119 50V51H118ZM138 50V49H137ZM137 50H136V53H137ZM143 50V49H142ZM14 51V50H13ZM18 51V50H17ZM20 51V50H19ZM35 51V50H34ZM34 51H32V52H34ZM47 51H50V49H48ZM69 51V50H68ZM97 51V50H96ZM95 51V52H96ZM100 51V52H101ZM110 52H112L111 50H109ZM129 51H130V49H129ZM132 51V50H131ZM134 51V50H133ZM63 52V51H62ZM62 52H60V53H62ZM72 52V51H71ZM71 52H70V54H71ZM73 52H75V51H73ZM72 52V53H73ZM83 52V51H82ZM107 52V51H106ZM142 52V51H141ZM147 52V53H148ZM149 52V53H150ZM24 53H26V51L24 52ZM36 53H38V51H36ZM59 53V54H60ZM65 53H67V51L65 52ZM65 53H63V54H65ZM105 53V52H104ZM129 53V52H128ZM132 53V52H131ZM260 53L262 54V55H260ZM58 54V56H60ZM75 53H73V55H74ZM95 54V53H94ZM94 54H90L91 56H88V57H92V55L93 56H95ZM97 54H99V52L97 53ZM105 54H107V53H105ZM112 54H113V52L111 53V54H109L108 53V55H110V57L112 56ZM119 54H120V52H119ZM123 53L121 52V55H122ZM125 54V53H124ZM142 54H143V52H142ZM153 54H151V55H153ZM172 54H174V53H172ZM176 54H178V51L176 52ZM18 55H21V52L18 54L17 53V55H15V57L16 56H18ZM24 55V54H23ZM22 55V56H23ZM49 55V54H48ZM48 55L46 54L45 55V57L47 56V58H49V59H51L50 58V56L48 57ZM56 55H57V53H56ZM55 55V56H56ZM72 55V56H73ZM75 55H78V53H76ZM101 55V54H100ZM102 55H104L103 53H102ZM138 55V54H137ZM144 55V54H143ZM146 55V54H145ZM149 55V54H148ZM179 56H181L182 54L180 53V54H178ZM21 56V57H22ZM57 56V57H58ZM61 56H64V58L63 59H66L65 58V56H69V55H67V54H65V55H61ZM71 56V55H70ZM79 56V55H78ZM82 55H80V57H81ZM87 56V55H86ZM97 56V55H96ZM95 56V57H96ZM99 56V55H98ZM142 56V55H141ZM147 56V55H146ZM155 55H153L152 57H154ZM166 56V55H165ZM169 56V55H168ZM185 56H183V57H185ZM13 57H14V54H13ZM19 58H20V56H18ZM17 57V58H18ZM52 57V56H51ZM52 57V58H53ZM74 57V56H73ZM88 57H83L84 58V61H85V59H86V63L87 62H90L87 58ZM94 57V58H95ZM103 57V56H102ZM109 57V56H108ZM140 57V56H139ZM139 57H136L137 58V60L139 59L140 60V58ZM144 57V56H143ZM143 57L141 58V60L143 59ZM149 57H151V56H148V58ZM151 57V60H154L153 58ZM155 57H159V56H155ZM177 57V56H176ZM182 57V58H183ZM60 58L61 57H59V61H57V62H59L60 63V67H62L63 68V66H61L62 64H61V62L62 61H65V60H60ZM75 58H77V57H74V59ZM83 58L81 57V61L83 60ZM113 58V57H112ZM136 58H135V60H136ZM147 58V57H146ZM146 58L145 59H143L144 61H147L146 60ZM160 58H164L163 56L162 57H160ZM173 58H175V57H173ZM181 58V59H182ZM199 58V57H198ZM205 58H204V60H205ZM49 59H46V60H49ZM54 59V61L57 59H55V58H53ZM52 59V60H53ZM68 59V58H67ZM66 59V62L69 60V59H71V58H69L68 60ZM73 59V58H72ZM89 59H91L92 60V58H89ZM104 59L106 60V58L104 57ZM156 59V58H155ZM180 59V58H179ZM186 59V58H185ZM189 59V58H188ZM202 59V58H201ZM201 59H198V60H201ZM14 60V59H13ZM21 60V59H20ZM88 60V61H87ZM97 60H99L98 59V57H97ZM100 60H102V62H103V59L101 58ZM99 60V61H100ZM136 60V61H137ZM150 60V61H151ZM157 60H158V58H157ZM157 60H154V61H157ZM15 61H16V58H15ZM41 61H44V58L43 59H41ZM50 61V60H49ZM48 61V62H49ZM71 61L72 60H70V61H68L69 63H71ZM78 61V60H77ZM94 61H96L95 59L92 61V62H94ZM134 61V60H133ZM149 61V60H148ZM174 62L176 61V59L175 60H173ZM179 62H180V64H182L183 62L182 61H180V60H178ZM209 61V60H208ZM16 62H19V60L18 61H16ZM37 62V61H36ZM46 64H47V62L46 61H44ZM44 62H37L36 64H39V63H41V64H39V65H41L40 67H42L45 63ZM53 62V61H52ZM56 62V61H55ZM72 62H74V60L72 61ZM75 62H76V60H75ZM79 62H80V60H79ZM78 62V65H76V66H82V65H79L80 63ZM101 62V61H100ZM140 62H142V64L144 63L143 61H140ZM140 62L138 63V66H139V64H140ZM172 62V61H171ZM182 62V63H181ZM215 62V61H214ZM242 62V63H243ZM256 62V61H255ZM13 63H14V65H15V62L13 61ZM13 63H12V66H13ZM21 63V62H20ZM19 63V64H20ZM24 63V62H23ZM23 63H21L20 65H21V67H22V64ZM50 63V62H49ZM83 63V65L84 64H86L85 62H82ZM97 63V62H96ZM115 63V62H114ZM116 63H117V61H116ZM119 63V62H118ZM132 63V62H131ZM150 63V62H149ZM176 63H178L177 61H176ZM234 63V62H233ZM35 64V65H36ZM54 64H57V63H54ZM76 64H77V62H76ZM91 65L90 66H92V68H90L88 65H89V63H88V68H90V69H92L93 71H94V73H95V70H94V64H95V62H94V64L92 65V63H90ZM113 64V63H112ZM111 64V65H112ZM136 64V63H135ZM146 64V63H145ZM184 64H186V62L184 63ZM209 64H212V63H209ZM208 64V65H209ZM238 64V63H237ZM245 64V63H244ZM249 64V63H248ZM247 64V65H248ZM254 64V63H253ZM18 65V64H17ZM52 65V64H51ZM58 65V64H57ZM57 65H55V67H56V69H49L50 71H52L53 72V70H54V73L57 71ZM69 65V64H68ZM96 65V64H95ZM98 65V64H97ZM187 65V64H186ZM206 65V64H205ZM231 65V64H230ZM233 65V64H232ZM231 65V66H232ZM239 65V64H238ZM250 65V64H249ZM255 65H258V64H255ZM16 66V65H15ZM15 66H14V68L12 69L14 72H15V74H16V71L15 70H17V69H15ZM26 66H28V65H26ZM30 66V65H29ZM28 66V68H30ZM34 66V65H33ZM32 66V67H33ZM37 67H38V65H36ZM54 66V65H53ZM71 66L73 67V66H75V65H73L72 63H71ZM84 66H86V65H84ZM130 66H132L131 64H130ZM135 66H137V65H135ZM169 66H171V69H173V71L175 72V71H177V70H181L182 72H185L184 70L187 68H185V66H183V64L182 65H179V64H171V65H169ZM215 66V65H214ZM224 66V65H223ZM241 66V65H240ZM251 66V65H250ZM0 67H3L2 66V64H1V66ZM9 67V66H8ZM11 67V66H10ZM18 67V66H17ZM20 67V70L18 69L17 71H18V73H20L21 72V75H22V72L24 71V70H21L22 68L24 69V65H23V67L21 68ZM46 67H48V66H46V65H44L42 68H45L46 69V72H49V73H47V74H49V76H50V73H52V72H50V71H47V68ZM52 66H50V68H51ZM60 67H58V68H60ZM67 67V66H66ZM65 67V68H66ZM71 67V68H72ZM111 67V66H110ZM114 67V66H113ZM119 67H120V65H119ZM122 67V66H121ZM133 67H134V63H133ZM133 67H131V68H133ZM140 67V66H139ZM203 67V66H202ZM222 67V66H221ZM220 67V68H221ZM259 67V66H258ZM261 67V66H260ZM68 68V67H67ZM67 68H66V70H67ZM70 68V67H69ZM74 68V67H73ZM78 67H76V68H74L75 70V72L79 69H77ZM112 68V67H111ZM116 68L117 67H115V70H116ZM207 68H209V67H206L205 69H199V70H195V71H190V73H189V77L186 79L187 80V84H188V86L190 85V87L188 88V91L187 92H197L196 94H198V92L200 93V95H201V97L203 98V101H202V103L200 104V106L198 105L197 107H200V110H191V109H189V111H188V113H198V112H200V116H202L204 119H206V121H207V123H210V122H212V124L214 125V127L215 128H218V130L217 129H214V127H213V130H211L212 129V125H211V129H210V131H212L213 133H211V134H215L214 132L216 131V133L217 134H225L226 132H231V131H233L234 133H236L235 134V136L234 137H232V139H233V141L231 140V139H229V140H227V144H234V143H237L239 140H241V139H244V140H246L245 141V143H246V147L248 148V147H254V149H253V153L252 152H250V151H248L247 150V148L244 150V152L242 151L241 153H239L237 156H235V157H233L232 159L234 160V159H236V160H234L235 161V163H233V166H232V168L230 169V171H228V172H224V167L223 166H214V167H210V168H206L205 169V175L207 174V176H203V178H202V173H200V172H197V170H194V169H189L187 172L188 173H190V175H199V177H198V181L199 182H201L203 185H194V186H196L197 187V189L196 190H193L192 189V187L190 186V185H185V191L184 192H187L186 194H184L182 197H183V199H182V203H184L186 200H188V199H190V198H197V197H199L198 199H201L202 200V202H203V206H202V209H201V215L202 216H211L213 219H218V218H221V217H223L224 215H228L229 216V218H227V219H232L234 216H235V213L234 212H237V215L239 214L242 218H245L246 219V221H247V223H246V228L248 227L249 228V230L248 229H246L247 231H251V233H241V235L244 237V235H246L245 237H244V239H242V241L240 242H238V243H233V241L231 242V244L229 245L228 244V246H225L224 248H223V250L222 249H220L219 250V248H218V250L219 251H217V252H215V255L214 256H218L217 258L218 259H220L219 260V263L217 262V263H215L214 261L213 262H210L209 261V259H210V256H212L211 254H212V251L211 252H208L209 254H205V256L203 255V254H201V255H203L201 258L202 259H200V257H198V261H199V263L198 264H264V194H263V192H264V139H261V136H260V133H257V132H259L260 130H256V129H260L259 127H251V126H249V125H251V122L252 121H249V118L250 117H248V114H249V112H248V110H244V109H240V107H241V105H243L244 104V100H245V102H252L253 104H257V105H259V106H261V103H263L264 104V102H263V100L261 99V98H259V96H258V94H257V92H258V83L260 84V82H261V80H264L263 79V75L261 74L262 73V71H260V72H258L256 75H254L253 76V81H252V85L251 86H249L248 88H244V89H240V90H234V84H236V82H235V79H234V81H233V78L232 79H230L231 78V75L233 74V73H236V72H233L232 71V69H230V68H226V69H224V70H226V71H215V70H212V69H207ZM1 69V68H0ZM10 69V68H9ZM8 69V70H9ZM15 69V70H14ZM35 69V68H34ZM44 69V70H45ZM85 69V68H84ZM84 69H83V71H84ZM129 69V68H128ZM234 69V68H233ZM238 69V68H237ZM236 69V70H237ZM11 70V69H10ZM11 70V73L13 72ZM26 70H27V72L29 71L27 68H26ZM25 70V71H26ZM31 70V69H30ZM37 70H39V69H36V71H35V73L37 72ZM112 70H114V69H112ZM121 69H119V71H120ZM130 70V69H129ZM129 70H128V72H129ZM133 69H131V73L132 72H135V71H132ZM190 70V69H189ZM209 70V72H207ZM242 70H244L243 68H242ZM248 70H250L249 68H248ZM255 70V69H254ZM2 71V70H1ZM20 71V72H19ZM24 71V72H25ZM41 71V70H40ZM59 71H62V69L60 68V70H58V72ZM72 71V70H71ZM80 72L82 71V70H79ZM78 71V72H79ZM85 71H87V69L85 70ZM84 71V72H85ZM88 71H89V69H88ZM93 71H91V72H93ZM107 71V70H106ZM109 71V73L107 72V75L109 74L110 75V72L112 73V71H110V70H108ZM122 71H124V69L122 70ZM136 71H138L139 72V70L137 69ZM144 71V70H143ZM240 71V70H239ZM9 72V71H8ZM14 72L12 73V76H13V74H14ZM26 72V73H27ZM33 72V73H32ZM43 71H41L40 72V74L42 73ZM45 72V73H46ZM79 72V73H80ZM90 72V71H89ZM114 72V71H113ZM121 72V71H120ZM10 72H9V74H11ZM18 73H17V75H18ZM25 73V74H26ZM28 73H30L29 75L31 76V77H33L34 78V76L33 75H35V78L37 77V75H40V74H38L39 73V71H38V73H36V74H34V71L33 70H31V72L29 71ZM54 73H53V77H54ZM57 73V72H56ZM61 73H63V71L61 72ZM61 73H60V76H63V75H61ZM77 73V72H76ZM79 73H77L76 74V77H78V74ZM81 73H83V72H81ZM119 73V72H118ZM117 73V74H118ZM124 72H122V73H119V76H120V74H123ZM252 73V72H251ZM15 74H14V76H15ZM31 74H33V75H31ZM65 74L66 75H68V74H75V73H66L65 72ZM64 74V75H65ZM85 74H86V77L88 78L89 76H87V75H90V77L92 76L91 75V73H86L85 72ZM96 74L97 73H95V76H96ZM99 74V73H98ZM101 74V73H100ZM99 74V75H100ZM117 74H115V75H117ZM129 74V73H128ZM132 74H134V73H132ZM188 74V73H187ZM247 74V73H246ZM255 74V73H254ZM16 75V77H14L13 78V80H18V79H16L17 77H20V76H17ZM44 74L42 73V76H43ZM59 76V74L57 73L56 74V76ZM80 75V74H79ZM82 75H84V74H82ZM82 75H80L81 76V78H83L82 77ZM99 75H98V78L100 79V77H99ZM113 76H114V74H112ZM130 76H132L131 74H129ZM136 75V74H135ZM253 75V74H252ZM1 76V75H0ZM8 76H11V75H8ZM11 76V77H12ZM27 76H28V74H27ZM25 77V76H21V78L22 79H24V77L25 78H28V77ZM29 76V77H30ZM41 76V75H40ZM42 76L41 77H37V78H39V79H42L43 80V78H42ZM59 76V77H60ZM68 76H70L71 77V75H68ZM95 76H92L93 77V80H94V78H95ZM101 76V75H100ZM112 76V77H113ZM118 76V75H117ZM122 76V75H121ZM126 76V75H125ZM125 76H123L122 78H124ZM143 76V75H142ZM142 76H140L141 78H139L140 80H142ZM244 76V75H243ZM243 76H241V77H243ZM30 77V78H31ZM52 76H51V78H53ZM64 77V76H63ZM73 77V76H72ZM76 77H74V78H76ZM97 77V76H96ZM132 77H134V76H132ZM139 77V76H138ZM239 77V76H238ZM237 77V78H238ZM252 77V76H251ZM250 77V78H251ZM21 78H19V80L21 79ZM29 78V79H30ZM35 78H34V80H35ZM56 78V77H55ZM66 78V77H65ZM73 78V79H74ZM81 78H77V79H75V80H73L75 83H77L76 81L78 80V83L75 85V87H77V85H80L79 84V81H81L82 80V82L85 84V82H87L88 80H85V81H83L84 79H81ZM114 78H116V77H113V80H114ZM121 78V79H122ZM126 78V77H125ZM246 78V77H245ZM8 79L9 80H12V78L10 79L9 77H8ZM81 79V80H80ZM89 79V78H88ZM117 79H120L119 77H117ZM135 79V78H134ZM139 79H138V81H139ZM174 79V78H173ZM240 79V78H239ZM18 80V81H19ZM38 80V79H37ZM37 80H35V82L37 81ZM42 80H38L39 81V83L38 82H36V83H38L37 85H39V84H41V83H43L42 82ZM45 80V79H44ZM53 80H55L54 78H53ZM60 80V83L62 82L63 84L65 83V82H63L62 80H64V78L62 79V77L59 79ZM67 80V79H66ZM112 80V81H113ZM130 80H131V78H130ZM203 82V84L201 85V81ZM242 80V79H241ZM23 80H21L20 82H22ZM29 81V83H30V81H33V80H28ZM47 81H51V79H50V77H49V80H47ZM57 80H55V82H56ZM65 81V80H64ZM68 81V80H67ZM66 81V82H67ZM96 81V80H95ZM94 81V83L92 84L91 82H93V81H91V79H89V82L91 83L90 85H96V84H98L99 85V87H100V85H101V89H103L102 88V84H99V82H95ZM98 81V80H97ZM115 81V80H114ZM114 81H113V84H115L116 85V82L118 81H116L115 83H114ZM128 81V80H127ZM132 81H133V78H132ZM138 81H135L136 82V84H137V82ZM196 81H197V83H196ZM200 81V82H199ZM243 81H245V80H243ZM248 81V80H247ZM246 81V82H247ZM250 81V80H249ZM24 82V81H23ZM27 82V81H26ZM34 81H33V83H35ZM52 82V81H51ZM54 82V83H55ZM58 82V84H59V86H56V84L57 83H55V85H54V87L56 86V87H62V85L63 84H60L59 83V81H57ZM81 82V84H82V86H81V90L82 91H85V90H87V89H89V88H85V86H84V88H82L83 87V83ZM134 82V83H135ZM140 83H141V81H139ZM139 82H138V85H139ZM235 82V83H234ZM17 83V82H16ZM15 83V84H16ZM19 83V82H18ZM35 83V84H36ZM49 83L50 82H48V84H47V82H44L43 84L45 85H48V86H50L51 87V90H49L50 89V87L48 88V86L46 87V88H48V89H45V90H49V93H51L50 91H52V95L53 94H56V96L58 95V93L60 92V91H62V89H60L59 90V92H57L56 91V93H53V91H55L54 89H56V88H54V87H52L53 86V82L52 83H50V85H49ZM238 83V82H237ZM242 83V82H241ZM8 84H12V86H13V84H14V81L12 82V83H8ZM7 84V85H8ZM21 84V83H20ZM19 84V85H20ZM23 84V83H22ZM26 84V83H25ZM25 84H23V85H25ZM30 84H32V83H30ZM30 84H28L30 87H32V89H33V87L34 86H31ZM35 84H32V85H35ZM43 84H41L40 86H39V89H40V87H42L43 88ZM52 84V85H51ZM117 84H119V83H117ZM126 84H127V82H126ZM133 84V82H131L130 84H129V82H128V86L129 85H132ZM251 84V83H250ZM37 85H35V89H37L38 90V86ZM66 85H67V83L66 84H64V86H65V88L67 89V88H69L68 86H70V85H67V87H66ZM86 86H88L89 85V83H88V85L87 84H85ZM237 85V84H236ZM17 86V85H16ZM21 86V85H20ZM26 86V87H25ZM24 87L27 89V88H29V87H27V84L25 85ZM116 86H118V85H116ZM115 86V87H116ZM137 86V85H136ZM139 86H141V85H139ZM9 87V86H8ZM19 86H17V88H18ZM88 87H90V86H88ZM114 87V86H113ZM134 87H135V84H134ZM4 88V87H3ZM2 88V89H3ZM11 88H14V86L13 87H11L10 86V89ZM17 88H14L15 89V92L17 91ZM25 88L23 89V91H21L22 90V88H21V90H19L21 93H19V91H18V93L19 94H21V98L23 97L24 98V91H25ZM40 89V90H38V92H41V94L40 93H31L30 92V94H31V96L33 95V94H37V96H35V97H40V96H38L39 94L41 95V98L40 99H43L42 97H46L48 94V92L46 93L47 95L46 96H44V94H43V96H42V93L44 92H46V91H44L43 89ZM52 88H53V90H52ZM64 88V87H63ZM118 89H120L121 87H117ZM128 88V87H127ZM239 88V87H238ZM14 89L13 90H11V91H14ZM19 89H20V87H19ZM59 89V88H58ZM66 89H63V90H65L66 91ZM78 89L80 90V87H78ZM123 89V91H124V88H122ZM253 89H254V91H253ZM6 90H9V89H7L6 88ZM31 89L29 88V91H30ZM34 90V89H33ZM36 90V91H37ZM80 90V91H81ZM125 93L127 92V89H126V87H125ZM153 90H154V88H153ZM202 90H204V93H206V91H210L211 93H210V95H209V97H207V98H205L204 97V95H202L201 94V91ZM234 90V91H233ZM10 91V90H9ZM28 91V92H29ZM32 91V90H31ZM43 91V92H42ZM69 91H71V89H69L68 90V92ZM76 91H77V89H76ZM75 90H74V92H75V94H79L78 92H76ZM80 92L81 94L82 93H85L86 95H87V93L86 92ZM0 92H1V89H0ZM74 92L72 93V92H70V94L72 95V94H74ZM236 92H239L240 94H241V97H242V99L240 100V101H235L233 98H232V96H231V94H234V93H236ZM23 93V94H22ZM25 93H27V91L25 92ZM61 93V92H60ZM63 93H65L64 91H63ZM67 93V92H66ZM12 94H15V96H17L16 95V93H14V92H12ZM11 94V92H10V96L12 95ZM51 94H49L48 96V98H50L48 101H51V99H53V98H55L54 96H52ZM123 94V93H122ZM130 94V93H129ZM23 95V96H22ZM28 95V94H27ZM27 95L25 96V99L23 100V98H22V100H19V101H22L21 103H22V106L23 105H25V103H26V105H27V102H29V101H31V100H28L27 101ZM50 95L53 97V98H51L50 97ZM60 95H62V93L60 94ZM84 95V94H83ZM85 95V96H86ZM89 95H91V93L89 94ZM9 96V97H10ZM14 96V95H13ZM33 96V97H34ZM67 96H69L68 94H67ZM124 96H125V94H124ZM18 97H20V95L19 96H17V98ZM29 98H31L32 99V97H30V96H28ZM61 98L63 97V98H65L66 96H60ZM128 97V96H127ZM1 98V97H0ZM15 100L16 99V97H15V99L11 96L10 97V103H8V104H15V102L12 100ZM20 98V99H21ZM28 98V99H29ZM61 98L59 99L60 101H61ZM133 98V97H132ZM135 98V97H134ZM246 98V99H245ZM19 99V98H18ZM57 99V98H56ZM55 99V100H56ZM126 99V98H125ZM147 99V98H146ZM11 100L13 101V102H11ZM17 100V99H16ZM33 100H35V98L33 99ZM38 100V102L39 101H41V107H44V105H45V103H44V101L43 100H39V99H37ZM37 100H35L34 102H36ZM47 100L45 101L46 103H47ZM127 100V99H126ZM8 101V102H9ZM25 103H24V102ZM27 101V102H26ZM53 101H54V99H53ZM58 101V100H57ZM60 101H58L59 102V104L61 103V105H62V101L60 102ZM64 101H66V100H64ZM137 101V100H136ZM34 102H32L31 101V103H32V105L33 106H31V109L29 108V110H30V114L31 113H35V114H38V112L36 111H33L32 109H34V110H36L35 108H34V106L37 108V109H39V105L38 106H36V105H34L33 103ZM44 103V105H43V103ZM52 102V101H51ZM55 102V101H54ZM57 102V103H58ZM81 102V101H80ZM19 103L20 102H18V101H16V104L15 105H19ZM20 103V104H21ZM24 103V104H23ZM30 103V102H29ZM29 103H28V105H29ZM30 103V104H31ZM49 103V102H48ZM131 103V102H130ZM139 103V102H138ZM204 103V104H203ZM36 104V103H35ZM40 104V103H39ZM55 104H56V102H55ZM54 104V105H55ZM133 104H134V102H133ZM15 105H14V107H15ZM43 105V106H42ZM79 105V104H78ZM8 105H6V106H1V109H6V108H8V109H10V111L9 110H7V111H9L10 113H11V110L14 112V107H11V106H8ZM19 106H21V105H19ZM30 106V105H29ZM80 106V108H81V105H79ZM78 106V107H79ZM95 106V105H94ZM3 107V108H2ZM18 107V106H17ZM26 107H28V106H26ZM25 107V108H26ZM45 107H47V104H46V106ZM59 107V106H58ZM13 108V109H12ZM62 108V107H61ZM60 108V109H61ZM77 108V107H76ZM188 108H192V107H188ZM5 109L3 110V112H5ZM49 109V108H48ZM67 109V108H66ZM69 109L70 108H68L67 110H66V112L68 111L69 112ZM78 109V108H77ZM76 109V110H77ZM82 109V108H81ZM90 109V108H89ZM127 109H128V107H127ZM25 110V109H24ZM26 110H27V108H26ZM24 111V114H25V112H26V114H29V113H27V111ZM41 110V109H40ZM39 110V111H40ZM42 110H43V108H42ZM71 110V113H72V116H73V120H72V118L70 119H68V117H67V119H65V120H72V122H75L76 121V119L79 121V123H82V121H81V119H79V118H82L84 115H81L80 113L81 112H85V111H81L80 112V110L78 109V112L76 111V113H79L81 116H77V115H79V114H76V117H74V113H73V110L72 109H70ZM93 110V109H92ZM2 111V110H1ZM44 111H45V109H44ZM43 111V112H44ZM62 111H65V109H63ZM62 111H59V112H62ZM75 111V110H74ZM3 112H1V114L3 115ZM11 113L13 116L16 114L15 112V114L14 113ZM29 112V111H28ZM66 112H63V119H64V117L67 115V114H64V113H66ZM92 112L93 111H91V114H92ZM98 112V111H97ZM7 113V112H6ZM9 115V116H12V115ZM35 114H33V115H35ZM60 114H62V113H60ZM83 114V113H82ZM5 115V114H4ZM65 115V116H64ZM68 115H70V112L68 113ZM16 116V115H15ZM23 117H22V120H23V118H24V121L26 120L25 119V117L27 118V116H24V115H22ZM36 116V115H35ZM71 115H70V117H72ZM61 117V116H60ZM85 117V116H84ZM66 118V117H65ZM83 119V121H84V123H85V120H84V118H82ZM86 119H87V114H86ZM201 119V118H200ZM199 119V120H200ZM28 120V119H27ZM89 120V119H88ZM87 120V121H88ZM86 121V122H87ZM120 121V120H119ZM204 121V120H203ZM210 121V122H209ZM64 122V123H63ZM66 121H62V125L59 123L58 125H60V126H58L57 124L55 125L56 127L58 126V129H59V131H61L60 129H64V128H66V127H68L69 126V128L70 127H72V128H70V129H73L74 131L77 129H75V124H76V122L73 124V123H71L70 121L67 123H65ZM202 122V121H201ZM71 123V124H70ZM78 123V122H77ZM78 123V124H79ZM206 123V122H205ZM23 123H21L20 125H22ZM88 124V123H87ZM29 125V124H28ZM77 125V124H76ZM81 126L78 128L79 129V131H80V129H81V127H82V125H83V123L82 124H80ZM86 125V124H85ZM84 125V126H85ZM90 126V125H89ZM88 126V127H89ZM111 126V125H110ZM45 127V126H44ZM44 127H42V128H40V129H35L34 131H32V133H31V135H32V140H33V144H31V143H28V142H26V143H24V141L22 140V138H23V134H21L20 133V131H18V128H16L17 129V131L14 133V136L13 135H10V139H14V142H13V144L12 145H10V146H8V147H6V148H0V151H1V153L3 152V153H5V155H7L6 153H17V152H25L26 151V153L30 150V148H32V147H34V146H36L37 147V144H38V146L40 145V144H42V147H43V143L44 142H47V144H48V141H49V139H51L53 136L56 138V140H58V139H62V135H64V136H66V134L65 133H63L62 135H60L59 133V136H61V137H59V138H57L56 136H58L57 134H56V132H55V134H56V136H55V134L52 132H50V131H52L50 128L48 129L49 130V132H46L45 130H47L46 128L44 129ZM60 127V128H59ZM87 127V128H88ZM210 127V126H209ZM119 128V127H118ZM54 129L57 131V129L54 127ZM77 129V130H78ZM83 129V128H82ZM92 129H93V127H92ZM221 129H222V131H221ZM64 130H68V129H64ZM73 130H71V131H73ZM86 130H88V129H86ZM215 130V131H214ZM256 130V131H255ZM59 131H57V132H59ZM63 131V130H62ZM71 131L70 132H68V133H70L69 135L70 136H72V135H74L75 134V132H73V134H71ZM84 131H85V129H84ZM103 131V130H102ZM210 131H208L209 133H210ZM254 131V132H253ZM81 133H82V131H80ZM88 132V131H87ZM207 132V133H208ZM67 133V132H66ZM68 133H67V135H68ZM79 133V132H78ZM80 133V134H81ZM107 133V132H106ZM54 134V135H53ZM77 134V133H76ZM83 134V136H85L84 135V133H82ZM81 134V135H82ZM88 134V133H87ZM108 134V133H107ZM196 134V133H195ZM53 135V136H52ZM69 135L67 136L68 137V139H69ZM79 135V134H78ZM91 135V134H90ZM93 135V134H92ZM103 135V134H102ZM22 136V137H21ZM63 136V137H64ZM74 136H76V135H74ZM83 136H80V139H81V137H83ZM211 136V135H210ZM91 137V136H90ZM96 137V136H95ZM214 137H216L215 138V140L217 141H215L214 142V144H219V143H222V141H220V139H219V136L218 135H215ZM55 138H53V139H55ZM73 139L74 138V140L75 139H77L76 137H70V139ZM84 138H86V136L84 137ZM84 138H83V140H84ZM211 138H212V136H211ZM24 139V138H23ZM60 139V141H62ZM63 139H66V138H63ZM72 139H71V141H72ZM87 139V138H86ZM113 139V138H112ZM259 139H261L260 141H261V143H263L262 145H258V141H259ZM24 140H26V139H24ZM65 141V140H64ZM68 143H69V140H66ZM78 141V144H80L79 143V140H77ZM76 140H75V142H77ZM85 141H87V140H85ZM84 141H82V143H83ZM51 143H52V141H51ZM72 143V142H71ZM70 143V144H71ZM74 143V142H73ZM91 143V142H90ZM36 144V145H35ZM46 143H45V145H47ZM84 144H85V142H84ZM83 144V145H84ZM74 145V144H73ZM49 146H51V144L50 145H47V147L49 148ZM80 146H82V145H80ZM42 147H41V149H42ZM45 147V146H44ZM54 147H55V145H54ZM48 148H46V149H48ZM40 149V150H41ZM57 149V148H56ZM37 151L39 150L38 148L36 149ZM35 150H31L30 151V153H33ZM49 151V150H48ZM47 151V152H48ZM56 150H51V156L53 157L55 154H53L54 152H55ZM58 151V150H57ZM3 153H2V155H3ZM15 153V154H16ZM25 153V154H26ZM29 153V154H30ZM55 153H57V152H55ZM18 154V153H17ZM0 156V158L1 157H4V156ZM19 156H21V154H18ZM24 155V154H23ZM46 155V154H45ZM10 157H14V156H16V155H14V154H12V156L11 155H9ZM239 156H240V158H239ZM54 158V157H53ZM3 159V158H2ZM231 159V160H232ZM1 161V160H0ZM17 166V164L15 165V167ZM12 164H11V169H12ZM20 167H23V166H20ZM7 168H8V166L7 167H5V169H6V171H8L7 170ZM38 168V167H37ZM4 169V168H3ZM9 169V168H8ZM15 169V168H14ZM18 169H19V167H18ZM209 169V170H208ZM2 169L0 168V171H1ZM16 170V169H15ZM15 170H13L12 172H15ZM45 170H46V168H45ZM4 172H5V170H3ZM2 172V171H1ZM20 173V172H19ZM33 173V172H32ZM35 173V172H34ZM39 173V172H38ZM37 173V174H38ZM10 174H12V173H10ZM9 174V175H10ZM13 175V174H12ZM30 175V174H29ZM26 176V175H25ZM35 176V175H34ZM28 177V176H27ZM207 177V178H206ZM30 179V178H29ZM22 181V180H21ZM25 181V180H24ZM23 181V182H24ZM28 181H31V180H27V182ZM89 182V181H88ZM87 182V183H88ZM205 182H206V184H205ZM211 182H213V183H211ZM84 186H85V184H84ZM213 186V190H210V187H212ZM86 187V186H85ZM85 190V189H84ZM82 191H83V189H82ZM193 193H194V195H193ZM15 198V197H14ZM12 200V199H11ZM12 204H13V201H12ZM71 204V203H70ZM11 206V205H10ZM6 207V206H5ZM6 209V208H5ZM3 210H4V208H3ZM69 210V209H68ZM232 210H234V212L232 211ZM255 213H258L259 214V218H256V219H254V221H251V220H248L249 219V217L252 215V214H255ZM49 214V213H48ZM200 215V216H201ZM199 216V217H200ZM63 217H64V215H63ZM61 218V217H60ZM50 219V218H49ZM48 219V220H49ZM51 220V219H50ZM190 220H192V219H190ZM189 219H187V220H184V219H182V217H175V219H172L171 221H164V222H160L159 224H157L153 229H152V231L155 233V234H157V235H159L158 237H157V240L158 241H160V243L161 244H159V245H157V246H163V245H165L166 243H168L169 242V240L170 239H163L164 238V236H166V235H170V234H176V233H179L180 232V230L181 229H173L174 227H176L177 225H186L188 222H186V221H190ZM231 221H233V220H231ZM45 222V221H44ZM47 222V221H46ZM208 226V225H207ZM234 227V226H233ZM238 227H240V225H238ZM207 228V227H206ZM171 229H173V230H171ZM251 229V230H250ZM232 230V229H231ZM246 230H245V232H246ZM53 235V234H52ZM52 235H49V238H50V236H52ZM217 235H219V234H217ZM197 237H195V236H189V237H179V238H177V240L176 241H174V244H173V248H172V250L174 249H176L175 250V252L178 250V248L179 247H181V246H183V245H186L187 243L190 245V243L189 242H187L186 243V241L187 240H189L190 239V237H191V239H192V241L194 242L195 241V239L197 240L199 237H198V235H196ZM224 236H226V235H224ZM224 236L222 237V235H221V239L220 240H222L223 238H224ZM53 237L55 238V235H53L52 236V239H53ZM195 237V239L193 240V238ZM217 237H219V236H217ZM227 237V236H226ZM232 238V237H231ZM230 238V239H231ZM235 238V237H234ZM238 238H240V237H238ZM51 239V238H50ZM51 239V241L49 242V243H53L54 241ZM226 238H224L223 239V241L225 240ZM230 239H226L227 241H229L230 242ZM236 239V238H235ZM235 239H233V240H235ZM218 240H219V238H218ZM217 240V241H218ZM238 240H240V239H238ZM163 241H164V243H163ZM191 241V240H190ZM200 243L199 244H204V243H201V239L200 240H198ZM193 242H191V244H192V246H194L193 245ZM197 242V241H196ZM195 242V243H196ZM222 242V241H221ZM220 242V243H221ZM56 243V242H55ZM185 243V244H184ZM215 243V242H214ZM220 243H217V244H220ZM226 243V241H224V243L223 244H225ZM228 243V242H227ZM54 244V243H53ZM49 245L50 246V248H48V249H51V248H53V246H55V245ZM57 244V243H56ZM68 244V243H67ZM198 244V245H199ZM211 244V243H210ZM217 244H215L216 246H217ZM189 245L187 246V247H189ZM197 244L195 245L196 247H198V248H200L201 246L199 245L198 246ZM36 246V245H35ZM52 246V247H51ZM145 246H146V249H149V246H147V244L145 243ZM185 246V247H186ZM191 246V247H192ZM194 246V248L196 249V247ZM204 246H207L206 244L204 245ZM203 246V247H204ZM211 246H212V244H211ZM224 246V245H223ZM64 247V246H63ZM185 247L184 248H181L182 250H185ZM190 247V248H191ZM221 247V246H220ZM36 248H38L37 246H36ZM40 248V247H39ZM193 247H192V250L194 249ZM202 248V247H201ZM212 248V247H211ZM215 248H217V247H215ZM46 250V249H37V250H39V251H37L36 253H35V257H39V261H40V258L41 259H44V257L46 258V254H48L49 256H51V253H53L54 252V248L53 249H51V251L50 250ZM43 250H45V251H47V252H44ZM53 250V251H52ZM57 250V249H56ZM174 250L173 251H171V252H169L168 251V253H172V252H174ZM180 250V249H179ZM198 250V249H197ZM201 251H203L202 249H200ZM215 250V249H214ZM186 251H189L188 249L186 250ZM185 251V252H186ZM199 251V250H198ZM205 251V250H204ZM56 253L57 252H59V251H55ZM55 252H54V254H55ZM179 252V251H178ZM182 252V251H181ZM196 251H193L192 253L194 254ZM206 252V251H205ZM61 253V252H60ZM191 253V252H190ZM189 253V254H190ZM197 253V252H196ZM196 253H195V255H196ZM207 253V252H206ZM44 254H45V256H44ZM181 254H184V252L183 253H180V255ZM186 254H188V253H185L184 255H186ZM214 254V253H213ZM198 255H199V253H198ZM42 256H43V258H42ZM55 256H56V254H55ZM175 256V255H174ZM174 256H172V257H174ZM190 256H192V254H190ZM48 257V256H47ZM54 257V256H53ZM52 256L50 257V259H52L53 258ZM168 257L170 258V256H168V254H165L163 251H159V252H157V254H154V255H151V254H149V253H146V256H144V257H137V258H132L131 260H130V262L129 263H127V264H147V263H149V264H152L151 262H159L160 264L161 263H163L161 260H168ZM172 257H171V259H172ZM180 256L178 255V258H179ZM181 257H184V259H182V258H180V260H183V261H181V262H184V260H185V258L186 257H188L187 255H186V257L185 256H181ZM193 257H194V255H193ZM49 258V257H48ZM178 258H176V259H178ZM189 258V257H188ZM191 258V257H190ZM195 258V257H194ZM214 258V257H213ZM216 258V259H217ZM50 259H48L47 260V258H46V260H45V262H44V264H46V261H50ZM171 259H169L168 261H166V262H168V263H170V260ZM197 259V258H196ZM217 259V260H218ZM38 260H37V263H38ZM102 261V257H94V261H93V263L94 264H98V262L99 261ZM179 259H178V261L177 260H175V259H173L172 261H174L173 263H175V261L176 262H179L180 261ZM216 260V261H217ZM171 261V262H172ZM186 261V263H187V260H185ZM209 261V262H208ZM29 262H31V261H29ZM28 262V263H29ZM191 262H192V260H191ZM190 261H189V263H191ZM31 263H34V262H31ZM165 263V262H164ZM163 263V264H164ZM167 263V264H168ZM173 263H171V264H173ZM24 264H26V263H24ZM107 264H113V263H107ZM156 264V263H155ZM158 264V263H157ZM181 264V263H180ZM192 264V263H191Z\"/></svg>",
	"mask_w": 264,
	"mask_h": 264
}]
</instances>
